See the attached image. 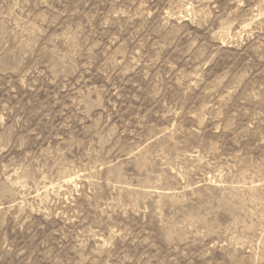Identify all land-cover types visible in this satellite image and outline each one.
Instances as JSON below:
<instances>
[{"label":"rangeland","instance_id":"obj_1","mask_svg":"<svg viewBox=\"0 0 264 264\" xmlns=\"http://www.w3.org/2000/svg\"><path fill=\"white\" fill-rule=\"evenodd\" d=\"M0 264H264V0H0Z\"/></svg>","mask_w":264,"mask_h":264}]
</instances>
